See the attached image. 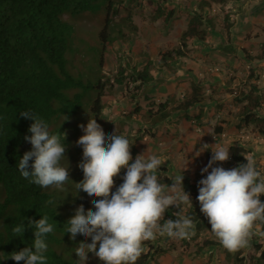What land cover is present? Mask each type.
Instances as JSON below:
<instances>
[{
    "label": "trees",
    "instance_id": "16d2710c",
    "mask_svg": "<svg viewBox=\"0 0 264 264\" xmlns=\"http://www.w3.org/2000/svg\"><path fill=\"white\" fill-rule=\"evenodd\" d=\"M193 1L196 4L189 9V20L187 27L180 34L179 44L172 49L160 52L157 67L159 71L167 69L175 75L179 67L183 73L168 80L176 84L168 94L162 96L163 101H158L156 109L153 110L149 105L145 115L147 114V122L154 130H157L155 129L157 125L164 123L173 113L187 112L195 107L208 91L209 88L203 87L204 83L198 77L199 58L192 56L188 63L183 59L191 55L192 44L206 40L208 30L214 26L218 13V11L216 13L215 5L219 10H224L223 28L229 38L232 26L231 16L235 12L228 4L240 0ZM102 4L107 9V15L114 8V0H103L102 2L100 0H0V264H17L10 258V254L32 246L35 229L28 227V223L38 221L42 215H47L49 223L54 225V231L46 237L47 264H77L79 258L75 255V250L80 242H86V238L80 234L72 240L67 229L70 226L68 221L75 215V210L80 205L84 206L85 212L92 210L87 193L83 190H76L73 196L67 194L65 197L64 194H60L51 187L42 189L30 183L20 174L19 160L25 152L32 149V145L25 140V136H31L29 127L34 122L32 119L24 118L21 112L31 111L47 122L50 133L61 134V142L64 143L63 132L66 133L64 123H67L64 121V115L68 116V121H70L78 111L86 92L95 87L102 88L100 80L93 85V79L84 81L69 70L66 54L70 24L66 21L65 15L87 9L97 11ZM157 9L160 10V7L157 6ZM208 9L209 13L206 11ZM172 13L173 10L170 9L169 14ZM108 24L109 19H106L105 27ZM101 34V38L106 41L105 31ZM221 49L229 55L235 52L230 42ZM260 55H264V48ZM133 62L135 60L132 59L127 65L130 67L129 71L119 66L112 82L123 85L131 83L137 90L142 87L146 88L154 81L151 74L153 62L150 59L143 65ZM101 63H103L102 59ZM164 80L165 77H162V81ZM257 90V85L252 83L250 91L244 95L245 99H249L240 111L241 122L244 125L257 121L264 122V118L253 111L261 104V96L258 95ZM141 92L138 95H132V98L142 96L144 100L149 101L156 97L155 95L150 96L145 89ZM179 93L183 94L177 95ZM102 95L103 90L101 89L91 105L92 119H96L97 123L103 110ZM140 106L142 105L136 101L134 107ZM184 114L186 118L190 117L189 114ZM202 114L199 111L197 115L200 117ZM60 119L63 121L58 125ZM70 127L72 128L68 123L67 130ZM69 130L68 133L71 132V129ZM221 131L222 126L216 125L215 132L218 134ZM160 135L163 138L166 137L165 132ZM68 141L66 135V146L69 144ZM235 159L236 167L247 163L242 156H235ZM80 172L83 175L82 169ZM83 179L84 175L82 178L80 176V182ZM199 181V178L195 184L187 181L183 186L187 191L195 189L192 192L193 195L189 194L191 200L192 196L199 194ZM261 198L264 202V194ZM49 200H53L54 203H47ZM184 210L183 204L180 207L170 206L165 212L164 220L177 219L178 217L174 215L177 212L181 216H189L196 223L197 236L201 232H208L213 237V239L207 237L203 246L216 244L223 247L219 241L216 242L214 239L216 237L211 232L208 218L200 211V207L192 203L186 212ZM23 222L24 233H14L12 229ZM260 224L264 229V223L260 222ZM250 245L255 251L256 260L264 264V235L254 234ZM153 251L154 249L149 251V255L148 253L142 254L137 264H146L152 260ZM243 251L244 248L234 254L239 259L238 264H243L240 262L244 258ZM226 252L231 253L228 250ZM19 264H24V262L20 261Z\"/></svg>",
    "mask_w": 264,
    "mask_h": 264
},
{
    "label": "rangeland",
    "instance_id": "374dc122",
    "mask_svg": "<svg viewBox=\"0 0 264 264\" xmlns=\"http://www.w3.org/2000/svg\"><path fill=\"white\" fill-rule=\"evenodd\" d=\"M100 1L102 2L103 0ZM244 1L249 4V13L241 14L243 12L241 9L240 13H238L241 15L238 16L236 14V18L238 16V19H236L234 33L243 38L244 28L247 26L245 24V16L246 18L249 17L251 21L248 23V26L253 24L250 34L255 35V44L240 46L246 43L244 40L241 42L242 44L237 46L239 49L236 48L233 54L224 53L219 48V43L225 42L228 39L227 35H225V29L221 26L223 25L222 17L224 10H219L218 6L215 5L216 13L217 11L218 13L214 20V26L208 30L209 42L202 41L195 42L194 45L192 44L191 49L193 51H191L190 55L191 57L194 56L193 58H199L198 68L202 73L198 77L204 83L203 87L207 86L209 89L204 94L202 100L195 107L191 108L194 109L190 114L191 118H186V114L180 113L177 117L178 119H172V121L178 122L182 119L186 122L190 140L196 138L198 134L200 139L197 137L195 140L197 142L189 144L193 156L202 144L214 145L216 143V145L230 147V159L226 162H217L213 167L232 169L237 166L235 156H242L245 159L249 157L256 160L258 170L264 175V122L260 123L257 121L244 125L241 122L242 116L240 113L243 105L249 101V99L244 98V95L250 91L251 84L255 83L258 87L257 93L261 96V104L259 107H255L253 111L264 118V65H259L264 64V61H255V58L248 61L246 57V55H251V57L259 58L264 48V0ZM176 2H178L177 5L182 3L186 7L183 10H187L185 12L181 10V12L177 13L176 17L180 19L179 23H181L187 15H190L189 9L195 6L196 3L193 0H114V8L108 15L104 4L97 11L87 9L82 12L65 15L66 21L70 24L68 33L69 45L66 54L68 68L71 73L84 81H92L93 79V85H96L99 80L101 81L103 110L99 116L100 120L98 124L101 125L106 136L116 132L118 135L125 136L133 143L131 147L133 160L130 163L135 161L137 155L143 154L144 158L148 159L152 156L151 153L159 151V149L162 150L161 148H164L166 145H170L167 149H170L171 145H174L176 149L184 141L183 138H178L180 132L177 131L176 137H169V141L162 143L160 138L165 140L168 137L163 138L160 134H157V130H154L147 122V114L145 115V113L149 109V105L152 106L153 110L157 108L158 101H163L160 99V96L154 97L155 99L149 101H145L142 96L133 97V100L132 95L142 93L143 89L137 90L135 85L133 86L131 83L123 85L117 84L115 81L112 82L119 66L125 67L129 71L130 67L127 65L129 62L131 63L132 59L134 60L135 57L139 56L136 53H145L144 48H149L148 45L151 44V42L148 43L149 40L147 38L156 36L158 31H160L157 28H167L163 23L167 24L171 16H173V13L169 14V11L173 3ZM159 3L160 5H158ZM157 6L160 7V10L157 9ZM237 9H240V7H237ZM206 11L209 13L210 10ZM106 19H109L107 27H105ZM151 23H156V26L152 33L149 34V30L147 32L146 30L149 29ZM171 24V22L168 23V25ZM103 31L106 33V41L101 38ZM166 34L167 32L164 35ZM236 39L238 38L236 37ZM178 40H168L171 42L166 47L163 44L160 47L154 46L156 48L153 51L154 55L155 52H162L176 47ZM101 59L103 63H101ZM101 89L100 87L98 89L95 87L87 91L75 116L70 121H67V123H64L69 144L66 146L65 157L61 160V165L65 168L69 167L70 179L61 188L55 186H51V188L59 191L60 194H64L65 197L67 194L73 196V193L77 190L75 183H79L80 176L81 178L83 176L80 172L81 168L78 166L83 160V148L77 145L76 141L85 133L79 125L83 124L86 127L89 119L93 118L91 112L92 101L100 93ZM180 94L183 93L177 95ZM136 101L141 102L142 106L138 108L134 107ZM201 105L206 106L207 116L205 117L203 114L200 117L197 115L201 111ZM62 121L63 119L58 120V125ZM68 123L72 126V128H69L71 129L70 133L67 132L70 131L69 129L67 130ZM216 125L222 126V131L218 134L215 132ZM180 128L182 132L183 128ZM196 128L199 129L197 130ZM190 129L194 133H191ZM142 144L150 145L149 149H142ZM182 149L184 150L183 146ZM166 150L163 154H166ZM170 152L172 151L170 150ZM185 153L175 155V168L177 171H182L185 164L190 160ZM203 153H205V157L201 161L207 160L208 165L212 152L211 150H206ZM158 155H161L160 151ZM161 159L165 160V158ZM165 163L160 167L161 172H167L165 170ZM193 164H201L200 159H196ZM190 166H187L189 171L187 177H190L191 180L194 181L198 178L201 180L207 177L208 173L202 174L203 168L198 169L199 172L196 173L190 170L192 168ZM210 171L211 169H209ZM125 173L126 169L122 168L119 176L114 177L115 184L111 190L113 193L123 183ZM169 175L173 176V174ZM178 176L176 173V177ZM183 176L184 186L187 181H190V178H185L186 175ZM169 178L170 176H166L163 173L161 182L166 184ZM194 190L192 188L189 191L186 189L184 191L193 195L192 192ZM198 195L196 193L192 196V203L194 206L200 207L197 200ZM94 199L99 200L101 197H89L92 211L96 210L93 204ZM183 207L185 208L184 212H186L190 205L183 204ZM163 223L164 221H161V224ZM254 233H257L259 236L264 235V229L261 227L260 222L256 223ZM207 237L213 239L208 232H201L198 236L196 234L191 239H172L167 237V235H158L155 240L144 243L146 251L143 255L146 253L149 255V251L154 249L151 255L152 260L146 264L239 263V259L234 255L235 252L227 254L225 248L219 247L216 244L203 246V242ZM214 239H216V242L219 241L217 238ZM85 241V243H91V238L88 237ZM242 255L244 258L240 262H243V264H261L256 260V254L251 245L244 248ZM77 264H83V262L78 259ZM86 264H104V262L93 253H88Z\"/></svg>",
    "mask_w": 264,
    "mask_h": 264
},
{
    "label": "clouds",
    "instance_id": "9594fccd",
    "mask_svg": "<svg viewBox=\"0 0 264 264\" xmlns=\"http://www.w3.org/2000/svg\"><path fill=\"white\" fill-rule=\"evenodd\" d=\"M21 115L34 122L29 127L31 136H25L32 149L19 160L20 174L42 189L61 188L70 179L69 167L61 165L66 152V133L63 132L62 143L61 134H51L47 122L33 112L22 111ZM68 120L64 115V121ZM79 127L85 133L76 141L83 148V160L78 166L84 179L75 183L76 188L89 197H101L93 200L95 211L85 212L80 205L68 221L67 233L72 240L77 234L91 238V243L80 242L75 250L83 264L88 260V253L104 264H136L146 251L144 243L155 240L158 235L172 239H191L196 235V223L189 216L177 212L174 213L177 219L164 220L170 206L192 204L183 187V172L189 161L180 176L170 178L173 184L169 186L161 182L160 167L166 162L163 159L156 155L145 159L141 154L130 163L133 143L128 138L116 132L106 136L96 119H89L86 127L83 124ZM229 149L215 143L202 144L196 151L197 157L206 150L212 152L208 165L202 169V174L208 175L199 181L197 200L200 211L208 218L211 232L226 250L237 252L250 247L256 223H264V202L260 199L264 194V175L258 170L256 160L249 157L246 164L229 170L213 167L230 159ZM30 161L33 162L30 164ZM122 168L126 169L123 183L113 193L114 177L119 176ZM28 227L35 229L32 246L11 253L10 258L17 264L20 261L47 264L46 237L54 231V225L49 223L47 215H42L38 221H29ZM12 231L23 234L24 222Z\"/></svg>",
    "mask_w": 264,
    "mask_h": 264
},
{
    "label": "crops",
    "instance_id": "0c3cea01",
    "mask_svg": "<svg viewBox=\"0 0 264 264\" xmlns=\"http://www.w3.org/2000/svg\"><path fill=\"white\" fill-rule=\"evenodd\" d=\"M181 1H183V0H181ZM177 3L178 2L173 3V5L171 6V10H173V16H171V18L169 19L168 23L171 22L172 24L168 25V23L167 24L163 23V25H165V27L167 26V28H164V27H162L161 29L157 28V30H160V31H158L157 35L156 36H152L151 38H147V40H149L148 43L151 42V44L148 45L149 48L148 47L144 48L145 53L143 52V53L140 54L139 52H137L136 54H139V56L135 57V59H134L135 62H139L140 65L145 64L149 59L153 62V64H152L153 68L151 70V74L154 77V81L152 83H150L149 85H147L146 88H143V87L141 88V89H145L147 92H149L148 94L150 96L155 95L156 97L160 96L161 98H163L162 96H165L166 94H168L171 91V89L174 87L173 85L176 84V82H172V81H168V80L171 79V78H176L177 75H181L183 73V70L180 69L179 67L177 68V71L175 72V75H172V73L169 70H167V69H163L162 71H159L157 67H158V62L160 60V52L161 51L160 52L159 51L155 52V55L153 53L154 49H156V48H154V46H159L160 47L162 44H163L164 47L168 46V43L171 42V41H168V40H171V39L177 40V39H179V36H180L181 32L187 27V23H188V20H189V16L188 15L187 16L184 15V16H186L185 20L183 22H181V23H179L180 19H178L176 17L178 15L177 13L181 12V10L184 11V12L187 11V10H183L186 7H184V5L182 3H179L178 5H177ZM229 6H230V9H232V11L235 12L231 16L232 26H231L230 32H229V38L230 39L228 38L227 41L220 42L219 43V45L221 44L220 47L222 48L224 45H226L227 43L230 42L233 50L236 51V48L239 49V47H237V46H239V44H242L241 42L244 41V40H245L246 43L243 44V45H240V46H251V45H254L255 44L254 43V39H256V37H255V35L250 34V32L252 31V28H253L252 27L253 24H250L248 26V23L251 21V19L249 17L246 18V16H245V24L247 26L244 25L245 28H244L243 38L241 36H238L237 33H234V30L236 29V27H234V26L236 25V19H238V16L241 15L242 13L243 14H248L249 13V9H248L249 4H248V2H245L244 0H240L238 2H230ZM237 7H240V9H237ZM241 9H242L243 12H241V14H238V13H240ZM236 14L238 15L237 18H236ZM155 26H156V23H151L150 26H149V29H147L146 32L149 30V34H151L152 31L155 29ZM221 26L223 28V25H221ZM166 32H167V34H166L167 36L164 35ZM246 33H248V34L246 35ZM208 35L206 36V40L205 41L209 40L208 39ZM245 35H246V37H244ZM164 36H166V37H164ZM236 37L238 39H236ZM177 43L179 44V40L177 41ZM167 48H169V47H167ZM142 54H143V56H142ZM254 56H256V55H254ZM190 57L191 56H189V57L187 56L186 58L183 59V61L188 63ZM246 57H247L248 61H251L254 58H255V61H261V62L264 61V55L261 56V58L251 57V55H247ZM135 62H133V63H135ZM259 65H264V64H259ZM201 73H202V71L200 70L199 74H201ZM162 77H165L164 81H162ZM145 101H148V100H145ZM139 104L141 105V102H139ZM205 109H206V106L204 107L203 105H201V112L203 113L204 117L207 116V111ZM192 111H194V109H191V110L189 109V110H187V112H179V111H177V112L173 113L172 116H170V118H168L164 123L158 124L157 127L155 128V129H157V134H161L162 132H165V133L168 134L165 137V138L168 137L167 139L163 140L162 138H160L162 143H166L167 141H169V137H172V138L176 137L175 134H176L177 131L180 132L178 134L179 135L178 138L179 139L183 138V140H184L183 142H181L182 145L179 144L176 147V149L174 148L175 147L174 145H171L170 149H167V147H169L170 145H166L164 148H161L162 150L159 149V151L161 152L160 156L158 155L159 151H155L154 153H151V155H156L159 158H165L164 161L168 160L165 163V166H166L165 170L167 172H163V173H165L166 176H170V178H172V179H174L176 177V173L180 176L182 174V171H183V170L182 171H179V170L177 171L176 168H175V164H176V161H175L176 156L175 155L176 154H181V153L186 152L185 155L190 159L187 166L191 165L190 168L191 167L192 168L190 170L191 171H195L196 173L199 172V170L201 168H204V167L207 166V160L201 161V159H204L205 153H201L198 157L195 154L193 156V153H191L192 149L189 148V144L190 143L193 144V143L197 142L195 140H196L197 137L199 138L198 134H197L196 138L190 140V136H189L190 134L187 133L188 125L186 124V122L184 120H182V119L179 120L178 122H176V121L173 122L172 121V119L177 120L178 119L177 117H178V115L180 113L181 114L187 113V114L190 115L192 113ZM180 127L183 128L182 132L180 131L181 130ZM190 132L194 133V131L191 130V129H190ZM230 138H232V137L230 136ZM230 138H229V141H230ZM144 139H145V137H144ZM141 146H142L141 147L142 149H146V148L149 149V147H150V145H143V144ZM182 146L184 147V150L182 149ZM165 150H166V154L165 153L163 154V152ZM170 150L172 152H170ZM186 150H188V151H186ZM196 159H200V163L201 164H193L194 161H196ZM188 172H189L188 169L185 170V172H183V175H186V177H187ZM169 174H173L174 177L169 175ZM170 178H169V181L167 180L166 185L171 186L173 184V182H172L173 180L170 179ZM187 178L189 179L190 177H187ZM189 180H190L189 181L190 184H195V181L197 179H195L193 181L190 178Z\"/></svg>",
    "mask_w": 264,
    "mask_h": 264
}]
</instances>
